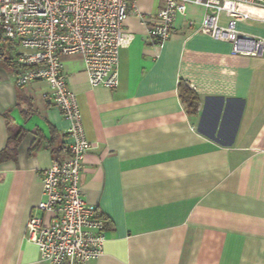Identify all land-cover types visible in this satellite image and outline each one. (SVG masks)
Listing matches in <instances>:
<instances>
[{"label":"crops","instance_id":"obj_1","mask_svg":"<svg viewBox=\"0 0 264 264\" xmlns=\"http://www.w3.org/2000/svg\"><path fill=\"white\" fill-rule=\"evenodd\" d=\"M135 6L144 19L123 23L134 40L119 50L116 87H92L79 55L61 59L91 143L81 192L107 233L103 254L86 264H264V55L234 54L201 33L205 10L193 3L168 40L152 44L159 1ZM236 29L264 36L255 19ZM49 92L42 80L17 86L0 64V151L9 148L0 160V264H46L24 231L40 214L38 171L53 150L68 155L69 123Z\"/></svg>","mask_w":264,"mask_h":264},{"label":"built area","instance_id":"obj_2","mask_svg":"<svg viewBox=\"0 0 264 264\" xmlns=\"http://www.w3.org/2000/svg\"><path fill=\"white\" fill-rule=\"evenodd\" d=\"M158 22L147 30L150 43L168 40L177 15L187 4L205 10L201 33L231 44L234 54L264 55V36L236 29L239 21L255 19L264 24V0H158ZM136 0H0V50L17 70V86L42 80L45 96L68 121L67 151L61 160L40 169L42 197L25 224V238L36 245L46 264H86L103 254L107 237L95 205L81 192L83 159L91 148L86 139L75 94L63 71L64 56L79 55L89 84L114 88L118 84L119 50L134 40L124 31L130 14L144 19ZM250 10L259 14L252 16ZM225 21L220 20V15ZM7 47L9 48L7 50Z\"/></svg>","mask_w":264,"mask_h":264},{"label":"trees","instance_id":"obj_3","mask_svg":"<svg viewBox=\"0 0 264 264\" xmlns=\"http://www.w3.org/2000/svg\"><path fill=\"white\" fill-rule=\"evenodd\" d=\"M1 51L3 52V55L0 56V64H3L4 66L8 67L11 71H13L15 74V77H16L17 70L11 65L9 56L6 59H4V56H6L7 53L5 51H3V49H1ZM179 86L182 87V83H180ZM181 96H183L182 93H181ZM183 101L186 104L188 113L189 114L195 113L196 108H197V104H198L197 95L194 92L189 90L188 97H186V99L183 98ZM8 149L9 148L7 146L4 150L0 151V160L7 158L9 156ZM64 149L65 148H62V150H64ZM62 150L61 149H59V151L53 150L54 159L61 160V159H64L66 157V156L62 157V155H59V153H61Z\"/></svg>","mask_w":264,"mask_h":264},{"label":"water","instance_id":"obj_4","mask_svg":"<svg viewBox=\"0 0 264 264\" xmlns=\"http://www.w3.org/2000/svg\"><path fill=\"white\" fill-rule=\"evenodd\" d=\"M3 55V52L0 50V56H2ZM7 58V56H4V59H6Z\"/></svg>","mask_w":264,"mask_h":264},{"label":"rangeland","instance_id":"obj_5","mask_svg":"<svg viewBox=\"0 0 264 264\" xmlns=\"http://www.w3.org/2000/svg\"><path fill=\"white\" fill-rule=\"evenodd\" d=\"M9 48L7 47V50H8ZM8 53V52H7Z\"/></svg>","mask_w":264,"mask_h":264}]
</instances>
